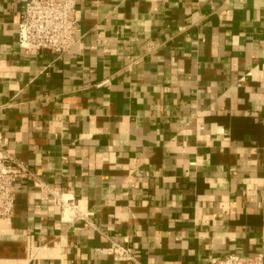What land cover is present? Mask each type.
Instances as JSON below:
<instances>
[{
  "label": "crops",
  "instance_id": "0c3cea01",
  "mask_svg": "<svg viewBox=\"0 0 264 264\" xmlns=\"http://www.w3.org/2000/svg\"><path fill=\"white\" fill-rule=\"evenodd\" d=\"M0 0L4 147L20 179L0 264H209L264 252V0H76L64 55L22 51Z\"/></svg>",
  "mask_w": 264,
  "mask_h": 264
},
{
  "label": "built area",
  "instance_id": "2783aa9c",
  "mask_svg": "<svg viewBox=\"0 0 264 264\" xmlns=\"http://www.w3.org/2000/svg\"><path fill=\"white\" fill-rule=\"evenodd\" d=\"M76 0H23L17 21V42L22 51L36 55L46 49L57 55L69 52L77 40L79 32L76 19ZM20 179L37 180L39 199H45L48 193L54 194L49 186L37 179L27 165L18 160L2 143L0 134V219L10 220L13 216L15 187ZM59 202V219L63 222L83 220L89 223L78 205L63 194H54ZM106 252L114 260L130 261L140 264L132 249L121 245L110 236H106ZM209 264H264V252L252 255L229 253L212 257Z\"/></svg>",
  "mask_w": 264,
  "mask_h": 264
}]
</instances>
